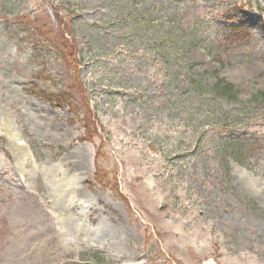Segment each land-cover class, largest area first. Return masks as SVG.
<instances>
[{
	"label": "rangeland",
	"instance_id": "rangeland-1",
	"mask_svg": "<svg viewBox=\"0 0 264 264\" xmlns=\"http://www.w3.org/2000/svg\"><path fill=\"white\" fill-rule=\"evenodd\" d=\"M214 78L235 99L188 122ZM258 92L264 0H0V264H264Z\"/></svg>",
	"mask_w": 264,
	"mask_h": 264
},
{
	"label": "trees",
	"instance_id": "trees-1",
	"mask_svg": "<svg viewBox=\"0 0 264 264\" xmlns=\"http://www.w3.org/2000/svg\"><path fill=\"white\" fill-rule=\"evenodd\" d=\"M170 28H172V29H170ZM238 29H232V31L233 30L238 31ZM172 30H174V33H175L174 40L179 41V42H184L183 39H185V36H187V35L182 30V27L178 26V25L176 27L169 26L166 30L167 35L164 37L167 38L168 33L171 34ZM50 31H51L50 33H52V35H53V31H55V30H50ZM232 31H230L231 36L235 35L234 33H238L237 31L236 32H232ZM239 33H240V31H239ZM53 38L55 40V44H54L55 47H57L59 49H60V47H61V49H62V47L64 48L62 50H59L61 53L63 50H69V51H66V54L62 53V55H64L66 57V60L68 62L71 59V63L73 64V66H75V69H73V70L76 72L77 68L81 64V55L78 54V51L76 49V45H72V48H74V49L70 50L71 46L68 43V40H64V38H63V41L60 43L58 34H56V33L54 34ZM181 45H182V43H176L175 45L170 47L171 52L174 53V51L178 47H180ZM169 54H171V53L169 52ZM61 58H63V56H61ZM176 69L177 68H175V77H174L175 80H177V78H178V76L176 75V73H177ZM84 90L86 91V88H84ZM192 92H194L193 93L194 97H199V100L194 104L195 109L192 106H191V109L193 108L194 111L200 110V111H198V116L203 117V118L207 117V116H205L206 114L202 113V109L205 107L201 103L203 100L220 101V100H233V99H235V96H234L235 91L233 90L232 85L225 82L221 78H215L214 82L210 86L204 85V83L198 82V80H194L192 82ZM203 97H205V99H202ZM48 99L51 101L55 100L54 102L56 104L58 103V104L68 105L69 109L71 111L73 109H75V106L71 103V101H73V100H72V98H69L68 92H62L60 95L51 96ZM249 101L254 106L263 107L264 106V92H258L256 94L252 95ZM76 105H79V104L76 103ZM207 118H210V117H207Z\"/></svg>",
	"mask_w": 264,
	"mask_h": 264
},
{
	"label": "bare ground",
	"instance_id": "bare-ground-1",
	"mask_svg": "<svg viewBox=\"0 0 264 264\" xmlns=\"http://www.w3.org/2000/svg\"><path fill=\"white\" fill-rule=\"evenodd\" d=\"M0 126L2 128H4V131L10 136L11 139H13V138L15 139V136H14L15 134L11 131V129L9 127H7L5 124L4 125L0 124ZM1 127H0V129H1ZM19 145H22V143ZM18 149H20V148H18ZM26 156H28V154ZM259 194H262V192L259 191ZM259 197H262L264 199V194L262 196H259ZM110 231H112L111 228H109V229L103 228L102 230L95 231L93 234H95V235H97V233L100 235L105 234V233L108 234V232H110ZM57 233H58V231H57Z\"/></svg>",
	"mask_w": 264,
	"mask_h": 264
}]
</instances>
